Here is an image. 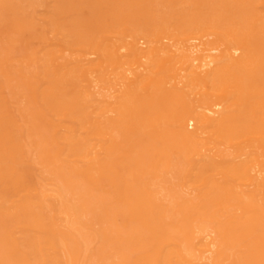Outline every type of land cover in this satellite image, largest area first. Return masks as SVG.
Listing matches in <instances>:
<instances>
[{"label":"bare ground","instance_id":"1","mask_svg":"<svg viewBox=\"0 0 264 264\" xmlns=\"http://www.w3.org/2000/svg\"><path fill=\"white\" fill-rule=\"evenodd\" d=\"M150 3L124 0L120 9L145 19ZM127 30L131 39L97 46L110 86L100 99L84 69L73 87L60 73L66 63L51 60L55 77L77 88L72 103L60 99L58 137L75 159L59 162L54 191H32L24 172L8 173L5 242L21 264H84L71 239L85 218L128 245L111 264H224L234 251L241 264H264V42L234 27L215 31L207 46L166 30ZM138 38L148 39L149 55ZM154 178L165 179L169 204L156 199ZM207 225L213 234L202 233ZM12 226L23 229L24 250Z\"/></svg>","mask_w":264,"mask_h":264},{"label":"rangeland","instance_id":"2","mask_svg":"<svg viewBox=\"0 0 264 264\" xmlns=\"http://www.w3.org/2000/svg\"><path fill=\"white\" fill-rule=\"evenodd\" d=\"M123 2L0 0V193L12 186L9 172L18 179L25 173L24 179L32 191L38 188L54 191L62 186L56 176L59 162H74L75 157L58 138L60 126L66 123L59 102L65 97L72 103L70 98L77 88L70 89L68 82H60L55 77L52 59L66 63L60 73L64 75L62 78L71 79L73 87L84 69L91 80V88L100 99V94L110 90L103 87L110 86L104 81L108 73L98 65L97 46L100 42L104 46L131 39L122 31L125 25L132 36L135 30H166L180 37L189 36L190 43L205 42V46L214 39L215 31L234 27L251 31L254 43L264 42V0H150V13L145 19L121 10ZM220 12L222 14L218 16ZM258 12L263 20H255L254 15ZM119 33L123 34L117 35ZM138 39L149 55L147 38ZM123 51L121 48L120 52ZM89 109L96 110V105L90 104ZM146 141L147 138L141 135L140 142L145 144ZM176 162L177 158L173 156L172 163ZM172 175L169 173L167 177ZM165 185L162 178L150 181V186L158 191L156 199L169 204L172 197ZM186 191L183 190V194ZM82 221L80 235L72 237L71 244L82 250L84 264L100 261L111 264L126 255L128 245L105 233L103 223L85 218ZM12 227L19 249L24 250L23 229ZM208 231L213 234L211 226L207 225L202 233ZM4 234L0 224V264H21L15 248L5 242ZM238 248L243 252L242 247ZM63 250L61 247L57 250L61 259H65ZM239 257L243 258V254L234 251L233 257L223 263L241 264Z\"/></svg>","mask_w":264,"mask_h":264}]
</instances>
